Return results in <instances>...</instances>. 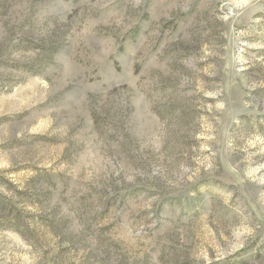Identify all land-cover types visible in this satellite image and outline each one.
I'll return each instance as SVG.
<instances>
[{
  "label": "rangeland",
  "instance_id": "1",
  "mask_svg": "<svg viewBox=\"0 0 264 264\" xmlns=\"http://www.w3.org/2000/svg\"><path fill=\"white\" fill-rule=\"evenodd\" d=\"M0 264H264V0H0Z\"/></svg>",
  "mask_w": 264,
  "mask_h": 264
}]
</instances>
